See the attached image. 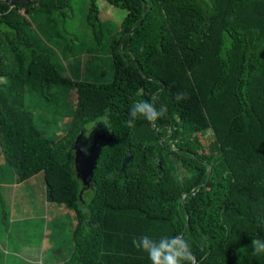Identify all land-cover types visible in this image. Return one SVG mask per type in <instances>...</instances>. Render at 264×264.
Wrapping results in <instances>:
<instances>
[{
	"label": "trees",
	"instance_id": "obj_1",
	"mask_svg": "<svg viewBox=\"0 0 264 264\" xmlns=\"http://www.w3.org/2000/svg\"><path fill=\"white\" fill-rule=\"evenodd\" d=\"M104 1L126 11L110 44L114 78L75 83L59 139L39 130L25 89L47 96L70 80L24 27L30 12L51 19L72 0L0 1V150L18 182L43 173L47 199L74 213L81 264H151L132 243L144 234H182L197 264H264L252 248L264 241V0ZM100 12L92 0L90 25L101 27ZM153 95L166 115L129 127L132 105ZM91 123L113 140L84 186L74 162Z\"/></svg>",
	"mask_w": 264,
	"mask_h": 264
},
{
	"label": "rangeland",
	"instance_id": "obj_2",
	"mask_svg": "<svg viewBox=\"0 0 264 264\" xmlns=\"http://www.w3.org/2000/svg\"><path fill=\"white\" fill-rule=\"evenodd\" d=\"M91 1L72 0L64 15L54 14L51 19L41 9L27 15L29 24L24 27L25 31L37 49L49 53L61 75L70 80L69 83L51 85L47 96H42L29 85L25 89V103L34 115L35 124L44 136L51 139L61 138L71 124L77 108L76 82L108 83L114 78L110 44L112 36L120 29L126 11L104 0H97L101 27H95L87 21ZM6 58L9 70L15 71L17 67L9 51ZM87 129L92 135L97 125L91 123ZM93 193L91 188H87V201ZM44 195L46 184L43 173L18 182L14 168L6 162L0 150V245L8 237L9 228L6 225L28 223V218L34 215L24 210L42 207ZM50 210H53L54 216L50 217L49 229L53 228L58 233V242H62L68 259L65 264H81L77 251L72 248L74 213L64 204H57ZM23 211L24 220L17 221V215ZM49 234L54 233L49 230ZM14 248L19 254H26L18 245Z\"/></svg>",
	"mask_w": 264,
	"mask_h": 264
},
{
	"label": "crops",
	"instance_id": "obj_3",
	"mask_svg": "<svg viewBox=\"0 0 264 264\" xmlns=\"http://www.w3.org/2000/svg\"><path fill=\"white\" fill-rule=\"evenodd\" d=\"M44 199L45 203L42 207L36 206L30 207L33 210H24L34 215L28 218V223H20L11 227L6 225L9 228L8 237L3 245H0V264H65L68 260L64 255L62 242L60 244L58 242V233L53 228L49 229L50 217L54 216L53 210L51 212L50 209L57 203L50 202L46 195ZM24 211L17 215V221L24 220ZM49 230L54 234L50 235ZM15 245L24 249L26 254L21 252L19 254L14 248ZM72 248L75 249L73 239Z\"/></svg>",
	"mask_w": 264,
	"mask_h": 264
},
{
	"label": "clouds",
	"instance_id": "obj_4",
	"mask_svg": "<svg viewBox=\"0 0 264 264\" xmlns=\"http://www.w3.org/2000/svg\"><path fill=\"white\" fill-rule=\"evenodd\" d=\"M186 98V94L177 93L176 100L180 102ZM157 95H153L151 102L143 101L132 105L129 110V119L127 124L133 127L137 118H143L149 123L166 115V109L163 106L156 107ZM107 114L101 119L107 121ZM134 247L147 254L151 264H197V260L192 251V245L184 238L182 234L162 235L158 239L144 234L139 237H133ZM252 248L255 255L264 254V241L253 240Z\"/></svg>",
	"mask_w": 264,
	"mask_h": 264
},
{
	"label": "water",
	"instance_id": "obj_5",
	"mask_svg": "<svg viewBox=\"0 0 264 264\" xmlns=\"http://www.w3.org/2000/svg\"><path fill=\"white\" fill-rule=\"evenodd\" d=\"M4 2H27V1H41V0H0ZM113 140L112 134H107L105 132H100L99 130H95L92 133V139L88 144L87 153L84 152V148L80 147L76 150V158H75V170L77 175L81 179L84 186L90 184L94 170L97 166L98 159L100 157L102 148L107 146ZM125 164V163H124Z\"/></svg>",
	"mask_w": 264,
	"mask_h": 264
}]
</instances>
